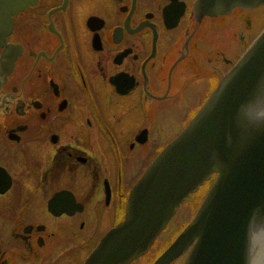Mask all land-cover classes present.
<instances>
[{
	"label": "flooded vegetation",
	"instance_id": "1",
	"mask_svg": "<svg viewBox=\"0 0 264 264\" xmlns=\"http://www.w3.org/2000/svg\"><path fill=\"white\" fill-rule=\"evenodd\" d=\"M197 1L0 0V264H81L264 27Z\"/></svg>",
	"mask_w": 264,
	"mask_h": 264
},
{
	"label": "water",
	"instance_id": "2",
	"mask_svg": "<svg viewBox=\"0 0 264 264\" xmlns=\"http://www.w3.org/2000/svg\"><path fill=\"white\" fill-rule=\"evenodd\" d=\"M264 0H198L216 15ZM10 10V9H9ZM264 28L186 124L131 187L123 218L100 238L82 264H128L143 254L183 199L215 178L193 217L151 264H250L264 232V126L246 123L241 105L262 94Z\"/></svg>",
	"mask_w": 264,
	"mask_h": 264
},
{
	"label": "rangeland",
	"instance_id": "3",
	"mask_svg": "<svg viewBox=\"0 0 264 264\" xmlns=\"http://www.w3.org/2000/svg\"><path fill=\"white\" fill-rule=\"evenodd\" d=\"M200 196L201 190L196 193H191L183 201L179 209H177L176 215L173 217L174 219L172 218L173 220L168 223L167 228L157 236L156 240L147 253L133 261L131 264H147L153 258V256L165 246L166 242H168L170 237L175 233V226H177L178 223H182L188 219V216L186 215V206L195 208V204L197 203L198 199H200Z\"/></svg>",
	"mask_w": 264,
	"mask_h": 264
},
{
	"label": "clouds",
	"instance_id": "4",
	"mask_svg": "<svg viewBox=\"0 0 264 264\" xmlns=\"http://www.w3.org/2000/svg\"><path fill=\"white\" fill-rule=\"evenodd\" d=\"M261 90L254 101H247L241 105L240 114L243 120L252 126H264V84H259Z\"/></svg>",
	"mask_w": 264,
	"mask_h": 264
}]
</instances>
